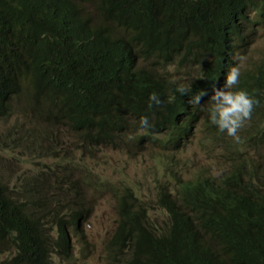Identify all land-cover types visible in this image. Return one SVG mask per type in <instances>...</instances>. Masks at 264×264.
I'll use <instances>...</instances> for the list:
<instances>
[{
    "label": "trees",
    "instance_id": "16d2710c",
    "mask_svg": "<svg viewBox=\"0 0 264 264\" xmlns=\"http://www.w3.org/2000/svg\"><path fill=\"white\" fill-rule=\"evenodd\" d=\"M263 24L264 0H0V120L19 108L25 119L68 128L83 155L99 147L132 154L144 144L175 153L199 125L222 146L225 169L191 178L170 171L152 200L90 167L76 179L114 200L104 264H264V128L256 123L264 64L239 77L257 103L235 138L189 103L200 91L207 101L230 66L240 70ZM173 62L193 71L185 85L163 77ZM151 92L161 104L149 108ZM56 177V188L73 183ZM38 183L12 191L0 181V264H88L89 207L48 214ZM151 203L164 218L149 213Z\"/></svg>",
    "mask_w": 264,
    "mask_h": 264
},
{
    "label": "rangeland",
    "instance_id": "374dc122",
    "mask_svg": "<svg viewBox=\"0 0 264 264\" xmlns=\"http://www.w3.org/2000/svg\"><path fill=\"white\" fill-rule=\"evenodd\" d=\"M262 64L264 24L257 31L248 54L239 61L240 75ZM162 71L165 79L175 82L177 86L185 85L187 77L193 73L188 69L177 70V64L164 65ZM256 123L264 125V99ZM78 140V134L68 128L34 118L25 119L19 108L14 109L9 117L0 120V181L14 191L19 186L31 185L37 179L40 198H45L47 202L43 210L46 209L48 213L60 215L67 207L75 211L76 202L89 207L85 213L86 220L82 223L83 233L86 239L89 238L87 241L91 248L88 264H104V245L112 233L116 217L110 193L99 194L76 181L78 178L86 179L89 167L98 178H106L114 184L126 181L142 197L152 200L157 180L162 181L170 169L180 170L182 175L190 177L195 174H217L228 166L219 154L221 144L211 141L201 125L194 130L186 147L175 153H164L144 144L132 154L126 152L125 148L104 150L99 147L96 152L83 155L77 148ZM65 159H68V163H64ZM59 173L66 174L73 183L67 188H56V175ZM88 195H93L91 201H88ZM147 210L152 216L163 218L153 203ZM48 230L54 231V223L49 225ZM69 233L77 251L80 247L77 236L72 228H69Z\"/></svg>",
    "mask_w": 264,
    "mask_h": 264
},
{
    "label": "clouds",
    "instance_id": "9594fccd",
    "mask_svg": "<svg viewBox=\"0 0 264 264\" xmlns=\"http://www.w3.org/2000/svg\"><path fill=\"white\" fill-rule=\"evenodd\" d=\"M173 64L176 65L175 62L164 65L171 66ZM161 72L164 77L162 69ZM239 77V68L235 65L230 66L226 71L223 85L220 88L214 87L207 101L203 104L200 103V97L204 95L203 91L193 95L189 100L191 105L207 114L209 122L215 125L219 131L226 132L227 135L234 138L236 137L237 129L250 117L253 106L257 103V100L249 95L246 90L238 87ZM178 91L184 93L188 90L181 87ZM153 104H161L156 92H151L148 96V107L151 108ZM139 126L141 128L149 127L147 116L139 118ZM259 126L264 128V125L259 124Z\"/></svg>",
    "mask_w": 264,
    "mask_h": 264
},
{
    "label": "bare ground",
    "instance_id": "6f19581e",
    "mask_svg": "<svg viewBox=\"0 0 264 264\" xmlns=\"http://www.w3.org/2000/svg\"><path fill=\"white\" fill-rule=\"evenodd\" d=\"M73 132H74V131H73ZM141 133H142V132H141ZM78 144H79V143H78ZM79 153H80V152H79ZM255 159H256V158H255ZM170 171H171V169H170ZM170 171H169V173H168V174H169V178H170ZM172 172H174V171H172ZM176 172H177V173H180V170H179V171L177 170ZM210 174H214V173H210ZM181 175H182V174H181ZM196 175H199V174H195V175L190 176V177H187V178H191V177H194V176H196ZM202 175H205V174H202ZM98 176H99V175H98ZM182 176L185 177L184 175H182ZM252 179H253V178H252ZM171 181H173V180H171ZM175 183H177V181H176ZM184 194H185L186 196L188 195L187 192H185ZM90 201H91V200H90ZM96 206H97V205H96ZM96 206H95V207H96ZM92 208H93V207H92ZM66 209H68V207H67ZM66 209H65V210H66ZM160 209H161V211H162V215H163L165 212H164V210H163L161 207H160ZM97 210H98V209H97ZM64 212H65V211H64ZM99 214H100V213H99ZM41 216H42V215H41ZM100 216H101V215H100ZM42 217H43V216H42ZM163 218H164V216H163ZM45 225H47V223H45L44 226H45ZM101 226H102V225H101ZM85 228H86V227H85ZM92 228H93V226H92ZM95 228H97V226H96ZM93 230H94V229H93ZM96 230H97V229H96ZM93 232H94V231H93ZM109 233H110V232H109ZM91 234H92V233H91ZM102 234H103V233H102ZM91 236H92V235H91ZM93 236H94V234H93ZM88 239H89V238H88ZM88 239H87V240H88ZM92 239H93V237H92ZM213 247H214V246H213ZM88 248H89V247H88ZM8 250H9V249H8ZM3 252H4V251H3ZM6 257H7V256H6ZM7 264H8V263H7ZM64 264H67V263H64Z\"/></svg>",
    "mask_w": 264,
    "mask_h": 264
}]
</instances>
